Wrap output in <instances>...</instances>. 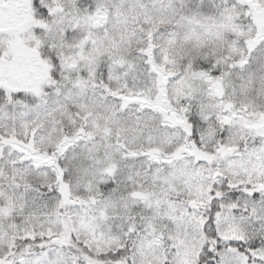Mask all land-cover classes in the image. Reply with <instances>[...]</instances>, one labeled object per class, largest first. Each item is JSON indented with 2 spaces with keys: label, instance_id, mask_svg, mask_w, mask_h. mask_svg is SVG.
Here are the masks:
<instances>
[{
  "label": "snow or ice",
  "instance_id": "obj_1",
  "mask_svg": "<svg viewBox=\"0 0 264 264\" xmlns=\"http://www.w3.org/2000/svg\"><path fill=\"white\" fill-rule=\"evenodd\" d=\"M0 264H264V0H0Z\"/></svg>",
  "mask_w": 264,
  "mask_h": 264
}]
</instances>
